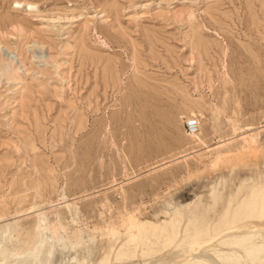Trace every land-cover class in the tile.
<instances>
[{
	"label": "rangeland",
	"instance_id": "1",
	"mask_svg": "<svg viewBox=\"0 0 264 264\" xmlns=\"http://www.w3.org/2000/svg\"><path fill=\"white\" fill-rule=\"evenodd\" d=\"M260 177L264 0H0L4 254L167 264L122 250L135 227L162 243L180 215L172 253H210L221 235L182 245L187 221L234 219Z\"/></svg>",
	"mask_w": 264,
	"mask_h": 264
},
{
	"label": "bare ground",
	"instance_id": "2",
	"mask_svg": "<svg viewBox=\"0 0 264 264\" xmlns=\"http://www.w3.org/2000/svg\"><path fill=\"white\" fill-rule=\"evenodd\" d=\"M199 128H200V125H199ZM198 131L199 129L195 132H189V133H197ZM223 182L224 181L222 180V181H219L215 185L213 184V186L210 188V192L206 194L205 198L202 201V204L203 206H205L206 210L211 211V212L212 211L217 212L216 203L220 198L219 192L221 193L223 189V185H222ZM252 190H253L252 195L249 194V196L251 195V197L248 196L250 198L249 201L251 202L252 200V204H249L247 211L246 209H244L245 210V212L243 211L244 213L236 212V214L238 213V216H236L232 220L229 219V211H230L229 207L230 206L228 205L232 204L234 200L237 201L236 198L238 195L236 194L237 196H235V195H232L231 193H230L231 196L228 199L229 201L227 205L228 208L223 214H221V217H222L221 224H216L213 226L209 224V226L204 228L202 226H198L197 224H195V221L193 219L188 218L189 220L187 221L185 225L186 232H185V235L183 236L184 240H182V245L187 242L194 243V245L200 244L202 240L206 238L207 236H209L210 234H211L210 236L221 235V238L216 239L209 247H207V248H211V247L213 248L210 251V253H204V252L199 253V251H201L200 249L201 247L196 248L194 251H190L188 256H183L181 253L179 254L172 253L171 247L173 246V243L175 242V239L177 237V234L179 233L181 224L184 220L182 215L180 216L178 215L179 217L176 218L175 220L171 221L170 219L171 222L169 223L168 229H166L167 232L164 231L166 233V236L162 243L158 242L157 240L155 244H151L152 242L150 241L149 236L143 235L139 231V229L135 227L132 230V235L130 239L127 242H125V247H124L125 250L124 251L122 250V255H124L122 256L123 257L122 259L130 258L133 256L143 257V256H149L153 254V255H156L155 258L159 259L161 263H167V264H264V233L257 235V233H255L254 231L255 229H262V230L264 229V179L263 178L259 179V181L253 186ZM240 198H238V201L240 200ZM194 203L193 205H195ZM239 203L241 205H244L241 202ZM191 209H193V207ZM242 210L243 208L241 209V211ZM177 211H180V210H177ZM193 218H194V215H193ZM146 227L151 228V225L147 224ZM149 230H152V229H149ZM161 234L163 233H160V235ZM226 235L228 236L227 238L224 237ZM156 238L158 239L157 235H156ZM159 241H160V238H159ZM157 243H159V245H156ZM122 246L120 247L123 248ZM205 248L206 247H204V249ZM185 251L186 250L184 249L183 252L185 253ZM1 255H5V260L1 262V264H46L45 262L37 261L36 258L33 256L25 255V253L23 252L16 251V252H13V254L8 255V254H4L3 250H0V256ZM179 255L181 256L179 257ZM189 260H192V261H189ZM256 261H259V262H256ZM76 264H81V262H78Z\"/></svg>",
	"mask_w": 264,
	"mask_h": 264
},
{
	"label": "built area",
	"instance_id": "3",
	"mask_svg": "<svg viewBox=\"0 0 264 264\" xmlns=\"http://www.w3.org/2000/svg\"><path fill=\"white\" fill-rule=\"evenodd\" d=\"M183 125L187 132H195L199 128V120L197 117L191 115L185 119Z\"/></svg>",
	"mask_w": 264,
	"mask_h": 264
}]
</instances>
